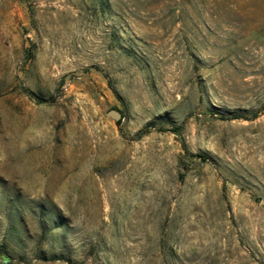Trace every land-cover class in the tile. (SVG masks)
<instances>
[{
    "label": "rangeland",
    "instance_id": "rangeland-1",
    "mask_svg": "<svg viewBox=\"0 0 264 264\" xmlns=\"http://www.w3.org/2000/svg\"><path fill=\"white\" fill-rule=\"evenodd\" d=\"M0 264H264V0H0Z\"/></svg>",
    "mask_w": 264,
    "mask_h": 264
},
{
    "label": "water",
    "instance_id": "water-1",
    "mask_svg": "<svg viewBox=\"0 0 264 264\" xmlns=\"http://www.w3.org/2000/svg\"><path fill=\"white\" fill-rule=\"evenodd\" d=\"M108 115L113 118L115 121H119L121 118V114L117 110H111L108 112Z\"/></svg>",
    "mask_w": 264,
    "mask_h": 264
}]
</instances>
